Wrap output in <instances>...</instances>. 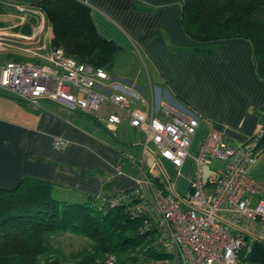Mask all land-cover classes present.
I'll use <instances>...</instances> for the list:
<instances>
[{
  "label": "crops",
  "instance_id": "crops-1",
  "mask_svg": "<svg viewBox=\"0 0 264 264\" xmlns=\"http://www.w3.org/2000/svg\"><path fill=\"white\" fill-rule=\"evenodd\" d=\"M42 1L45 0H0V26L14 22L16 14L2 2L35 5ZM77 1L89 8L97 34L120 47L112 68L105 73L107 78L100 81L108 93L125 94L140 109L143 106L138 100L149 102L153 95L176 114L199 118L190 155L179 170L166 161L159 162L162 171L167 170L174 192L182 195L187 191L194 169L192 154L211 127L230 145H255L263 123L264 83L255 75L246 41H191L180 27L179 0ZM35 22L28 16L24 24L12 31L28 35ZM41 35L47 38L45 49H50L48 38L52 33L48 35L43 30ZM192 49L203 52H188ZM1 54L5 62L10 61L6 56L20 58L12 52ZM125 55L136 58L133 63L127 62L128 70L136 67L134 71L126 70L127 63L125 68L122 65ZM140 61L147 79L148 99L140 88L145 83L137 67ZM45 102L21 105L11 94L0 90V188H12L21 178L30 177L52 184L55 199L82 203L90 196L97 197L105 184L113 193L137 186L138 143L131 139V135L139 133L136 129L123 120L116 136L110 137L89 118ZM100 110L103 115L108 111L104 104ZM97 129L106 134L101 135ZM55 139L65 141V146L54 149ZM247 172L260 185L253 201L264 200V151Z\"/></svg>",
  "mask_w": 264,
  "mask_h": 264
},
{
  "label": "built area",
  "instance_id": "built-area-1",
  "mask_svg": "<svg viewBox=\"0 0 264 264\" xmlns=\"http://www.w3.org/2000/svg\"><path fill=\"white\" fill-rule=\"evenodd\" d=\"M2 3L16 14L14 22L0 26V54L12 52L20 60L0 65L1 91L27 104L48 101L91 117L110 137L116 136L119 124L125 120L143 137L142 159L150 147L154 166L148 173L161 185L155 187L140 167L137 186L127 191L128 194L117 193L110 206L130 196L137 199L130 210L154 217L160 229L158 242L174 264H240L241 252L243 258L248 256L253 242L264 244V200L253 201L260 185L247 172L264 148L251 150L230 145L211 127L192 155L194 171L187 191L181 198L175 197L172 185H167L161 177L159 162L166 161L179 170L188 156L199 118L182 117L162 106L153 95L149 102L143 98L138 100L143 106L140 109L125 94L108 93L100 84L107 78L103 70L78 63L59 48L45 49L47 38L41 34L46 30L49 35L51 27L40 8ZM28 16L36 20L30 33L13 32ZM105 103L114 111L104 112L101 117L98 113ZM64 146L65 141L61 139L52 142L54 149ZM206 159L221 163L212 176V187L202 179L201 166ZM100 264H117V260L113 255H106Z\"/></svg>",
  "mask_w": 264,
  "mask_h": 264
},
{
  "label": "trees",
  "instance_id": "trees-1",
  "mask_svg": "<svg viewBox=\"0 0 264 264\" xmlns=\"http://www.w3.org/2000/svg\"><path fill=\"white\" fill-rule=\"evenodd\" d=\"M179 1L180 27L188 39L198 44L227 39L246 41L255 75L264 83V0ZM34 6L44 12L50 24L51 48H59L76 62L105 73L112 68L120 48L97 34L86 5L77 0H45ZM260 148H264V115L256 143L250 149ZM146 175L155 187L161 185L149 173ZM162 179L170 184L167 178V182ZM212 180H207L208 187H212ZM52 190L49 182L30 177L21 178L12 188H0V264H100L106 255H113L117 264L171 260L158 242L160 229L154 217L130 210L137 199L130 196L110 206L117 193L109 191L106 184L97 197L90 196L82 203L55 199ZM171 192L177 198L182 196L173 189ZM62 233L85 238L88 243L64 252L52 238ZM239 261L255 264L248 256L242 258V252Z\"/></svg>",
  "mask_w": 264,
  "mask_h": 264
},
{
  "label": "rangeland",
  "instance_id": "rangeland-1",
  "mask_svg": "<svg viewBox=\"0 0 264 264\" xmlns=\"http://www.w3.org/2000/svg\"><path fill=\"white\" fill-rule=\"evenodd\" d=\"M120 48V47H119ZM121 51V50H120ZM119 51V52H120ZM118 56V55H116ZM116 57H115V60L114 62L116 61ZM133 60L136 61V58L135 57H128L127 55H125V58H124V63H122V65L126 66L125 63H127L128 61H131V63H133ZM5 63V56L0 54V65ZM140 63V65H139ZM137 65L138 69L141 70L142 72V77L143 79L145 80V83L141 85V89L144 90V98L148 99V96H147V93H146V88H147V79L146 77L144 76V70L143 67H142V62L140 61ZM118 67L121 65V62H118ZM136 67H134L135 69ZM132 69V71H134V69L131 67L129 70H128V63H127V67H126V70L127 71H130ZM135 73V72H134ZM147 101V100H146ZM46 104H50L52 105V103L50 102H45ZM106 106V108L108 109V111H111L113 110V107L111 105H109L108 103H105L104 104ZM65 111L68 113L69 110H66ZM72 112V111H70ZM99 116L101 117H104V115L102 113H98ZM89 122H91V120H93V118L89 117ZM98 132L101 134V135H104L106 134L104 131L100 130V129H97ZM131 134V133H130ZM131 139L133 142H136L138 143V149L135 153V157H137V161L139 162V165L141 167V169L146 173L150 172V170L153 168L154 166V161H153V158L151 157L152 156V153H151V149L150 147L147 148L146 150V153H145V159H142V143H143V137L140 133H134L133 135H131ZM196 152V150H195ZM194 152V154H195ZM192 154V155H194ZM188 155L189 154V149H188ZM141 163V164H140ZM221 166V163L214 160V159H206L204 160L202 166H201V173H202V179L204 182H206L208 179L210 180L212 178V176L214 175L215 171ZM159 169H160V173L162 175V177L164 178V180L167 182L166 178V174H168L167 170H164L162 171L160 166H159ZM194 171V169H193ZM168 179V178H167ZM176 193V192H175ZM178 194V193H177ZM53 197L54 198H57L56 195L53 194ZM53 240H54V243L56 244L57 247H60V249H62V251L64 252H68L70 250H74L76 247L79 248L80 246H84L88 243V240L85 239V238H82V237H79L77 235H72V234H67V233H62V234H57V235H54L53 237ZM54 244V245H55ZM165 252L166 249L164 248ZM154 264H174L173 260L171 259H168V260H164L162 262H158V263H154Z\"/></svg>",
  "mask_w": 264,
  "mask_h": 264
},
{
  "label": "water",
  "instance_id": "water-1",
  "mask_svg": "<svg viewBox=\"0 0 264 264\" xmlns=\"http://www.w3.org/2000/svg\"><path fill=\"white\" fill-rule=\"evenodd\" d=\"M191 193L190 190H188ZM246 240V238H243ZM248 260L255 264H264V244L253 242L248 253Z\"/></svg>",
  "mask_w": 264,
  "mask_h": 264
}]
</instances>
